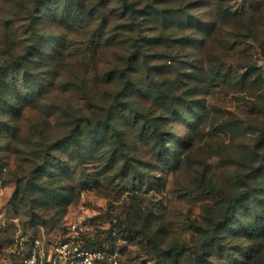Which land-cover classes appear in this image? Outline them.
Masks as SVG:
<instances>
[{"label": "rangeland", "instance_id": "rangeland-1", "mask_svg": "<svg viewBox=\"0 0 264 264\" xmlns=\"http://www.w3.org/2000/svg\"><path fill=\"white\" fill-rule=\"evenodd\" d=\"M150 77L188 102L161 115L164 169L112 108L146 110L132 85ZM33 239L264 264V0H0V264Z\"/></svg>", "mask_w": 264, "mask_h": 264}, {"label": "trees", "instance_id": "trees-1", "mask_svg": "<svg viewBox=\"0 0 264 264\" xmlns=\"http://www.w3.org/2000/svg\"><path fill=\"white\" fill-rule=\"evenodd\" d=\"M126 11L133 12V14L135 12L130 6L126 7ZM137 48L139 49L140 46L138 45ZM136 52H137L136 55L141 54L139 50H137ZM169 56L170 55H168L167 58H170L171 60L173 57L172 56L169 57ZM145 58L146 57H144L141 60L144 62L146 61ZM152 68L153 67L148 69L150 76H152ZM165 68L170 69L172 67L165 66ZM157 70L160 71L159 67L157 68ZM177 71L178 70H176V72ZM150 80L151 81L149 83L145 81L140 84L132 85L134 92H140L139 93L140 98L146 99L145 102L148 104V108L146 110L142 109L141 107H136L135 105L129 106V103L121 101L118 98L113 99L112 108L118 109L120 110V112L123 110H128L129 112H132L134 114L132 117L133 122H136L138 127L141 128L140 131H142L143 133L148 134L149 132V137H150V140L152 141V145L157 146V152H158L157 157L160 156V159L162 160L163 169H164V166L167 165L166 151L168 149L167 147L164 146V142L166 139L164 138V133L160 130L161 125H162V123L160 122L162 121L161 115L163 113V110H167L171 112L172 116H175V117L179 116L180 112L178 111V107L182 105V102H184V104L188 102L182 101L181 98L178 95H176L175 92L172 91L171 86H169L170 90L169 89L167 90L163 86L152 81L153 77H150ZM130 84H131V81L128 80L126 85H130ZM130 93L131 91H128L126 95H129ZM189 110L192 111L190 107H189ZM105 117L108 119L106 121L107 124L111 125L112 114L107 113ZM138 117H140L141 119L137 122ZM98 126L99 125L95 126V128L91 130V132L89 133L91 136H95L100 132V128ZM88 129L90 128H87L86 130ZM91 136L87 137L86 140L87 139L91 140ZM44 170L48 171V169H44ZM46 197L54 199L56 198V194L54 192H49L47 193Z\"/></svg>", "mask_w": 264, "mask_h": 264}, {"label": "built area", "instance_id": "built-area-1", "mask_svg": "<svg viewBox=\"0 0 264 264\" xmlns=\"http://www.w3.org/2000/svg\"><path fill=\"white\" fill-rule=\"evenodd\" d=\"M71 233L77 234L75 226H72ZM104 262L116 264L114 253L107 254L104 250L95 248L71 249L65 243H55L50 249L45 250L39 239H33L19 264H102Z\"/></svg>", "mask_w": 264, "mask_h": 264}]
</instances>
